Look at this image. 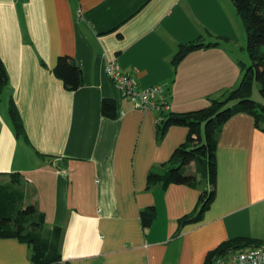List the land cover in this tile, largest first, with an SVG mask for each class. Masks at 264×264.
<instances>
[{"label": "crops", "instance_id": "0c3cea01", "mask_svg": "<svg viewBox=\"0 0 264 264\" xmlns=\"http://www.w3.org/2000/svg\"><path fill=\"white\" fill-rule=\"evenodd\" d=\"M239 17L230 0H0V185L18 173L25 202L61 229L59 264H205L222 244H264V132L245 113L215 138V194L196 222L197 187L149 186L169 167L188 130L164 115L207 107L242 78L234 55ZM242 43V36L240 37ZM204 46L176 65L180 45ZM66 56L81 85L65 89L53 69ZM113 62L140 89L165 88L166 105L135 109L106 77ZM102 99L115 117L101 115ZM13 102L23 131L8 114ZM187 175H195L191 163ZM199 180V177H197ZM156 217L142 228L140 211ZM25 243L0 239V264H32Z\"/></svg>", "mask_w": 264, "mask_h": 264}, {"label": "trees", "instance_id": "16d2710c", "mask_svg": "<svg viewBox=\"0 0 264 264\" xmlns=\"http://www.w3.org/2000/svg\"><path fill=\"white\" fill-rule=\"evenodd\" d=\"M230 2L245 25L246 46L251 64L245 68L240 63L241 81L236 89L226 94L224 100H212L203 109L186 113H169L163 116L159 124V137L169 126L187 128V137L185 142L171 154L168 168L164 169L165 165H162L161 171L151 170L147 176L149 186L166 187L173 184L195 188L201 180L208 182L210 190L201 194L198 213L195 217L183 219L181 223L198 221L214 198L215 138L220 127L234 114L245 113L254 119L255 127L264 132V105L251 100L252 86L255 81L259 85V94L264 102V51L262 50L264 0H230ZM212 45L214 44L203 45L198 42L180 45L172 63L176 65L188 52ZM53 73L69 91H75L81 85V71L69 57H58ZM7 82L5 69L0 61V94ZM8 114L15 136L23 137L12 100L8 104ZM101 115L109 119L115 117V104L112 100L102 99ZM203 126L204 137L201 132ZM191 163L195 166L194 176L185 173V168ZM9 177V183L0 185V239H14L25 243L29 249V260L32 264H59L61 262L59 252L61 229L54 227L49 231L44 230V215L37 211L34 205L25 202L24 192L19 188V174L11 173ZM155 217L154 207H147L140 211L142 228H148ZM237 241L222 244L207 256L205 264H209L210 257L223 249L246 248Z\"/></svg>", "mask_w": 264, "mask_h": 264}, {"label": "built area", "instance_id": "2783aa9c", "mask_svg": "<svg viewBox=\"0 0 264 264\" xmlns=\"http://www.w3.org/2000/svg\"><path fill=\"white\" fill-rule=\"evenodd\" d=\"M104 72L119 91L121 98L127 99L133 108L160 109L166 105L167 92L163 86L140 89L137 81L122 73L113 62L105 66ZM209 264H264V244L241 249H223L210 257Z\"/></svg>", "mask_w": 264, "mask_h": 264}, {"label": "rangeland", "instance_id": "374dc122", "mask_svg": "<svg viewBox=\"0 0 264 264\" xmlns=\"http://www.w3.org/2000/svg\"><path fill=\"white\" fill-rule=\"evenodd\" d=\"M239 17V16H238ZM239 24L237 30V42L234 44L236 45L234 49V55L237 58V60L244 65V67H248L251 62L249 58V53L247 51L246 46V32H245V25L243 21L239 17ZM242 36V43L240 37ZM262 50L264 51V46L262 47ZM226 98V95H224L221 100H224ZM251 100L262 103L264 105V102L262 101L260 94H259V85L254 81L252 86V93H251ZM202 135L204 137V126L201 129Z\"/></svg>", "mask_w": 264, "mask_h": 264}]
</instances>
